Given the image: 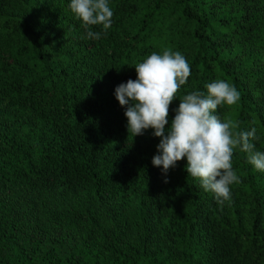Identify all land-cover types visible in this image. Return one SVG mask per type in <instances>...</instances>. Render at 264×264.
I'll return each mask as SVG.
<instances>
[{"label":"trees","instance_id":"trees-1","mask_svg":"<svg viewBox=\"0 0 264 264\" xmlns=\"http://www.w3.org/2000/svg\"><path fill=\"white\" fill-rule=\"evenodd\" d=\"M70 2L0 0V264H264L249 154L234 148L240 182L219 205L186 158L166 177L152 165L160 138H132L114 95L152 53L180 52L191 74L169 124L185 95L224 80L240 99L215 114L254 127L264 152V0H107L106 35Z\"/></svg>","mask_w":264,"mask_h":264},{"label":"clouds","instance_id":"clouds-1","mask_svg":"<svg viewBox=\"0 0 264 264\" xmlns=\"http://www.w3.org/2000/svg\"><path fill=\"white\" fill-rule=\"evenodd\" d=\"M69 7L86 29L102 26L106 35L112 26L114 13L107 0H71ZM87 37L99 39L101 32L89 30ZM134 67L137 79L117 85L114 95L125 108L132 138L149 128L154 137L160 138L151 162L165 177L177 161L186 158L188 175L198 178L201 187L223 205L231 199L230 185L240 182L232 167L234 148L239 146L249 154V163L264 171V152L254 151L256 129L233 132L230 129L239 128V122H222L215 114L218 106L239 101L240 93L234 85L213 81L206 86V93L193 91L185 95L169 124V105L191 74L185 57L165 50L162 55L152 53Z\"/></svg>","mask_w":264,"mask_h":264}]
</instances>
